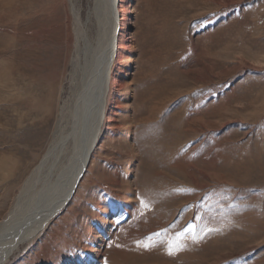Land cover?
<instances>
[{
	"label": "rangeland",
	"instance_id": "1",
	"mask_svg": "<svg viewBox=\"0 0 264 264\" xmlns=\"http://www.w3.org/2000/svg\"><path fill=\"white\" fill-rule=\"evenodd\" d=\"M73 1L87 22L93 1ZM120 12L89 166L8 264H264V0ZM75 50L71 0H0V223L49 150Z\"/></svg>",
	"mask_w": 264,
	"mask_h": 264
},
{
	"label": "bare ground",
	"instance_id": "2",
	"mask_svg": "<svg viewBox=\"0 0 264 264\" xmlns=\"http://www.w3.org/2000/svg\"><path fill=\"white\" fill-rule=\"evenodd\" d=\"M92 1L84 22L80 8L71 0L76 53L70 72V93L60 107L47 154L0 223V264H8L25 250L65 209L99 142L124 25L122 0ZM90 23H99L100 27L93 40L89 37ZM114 88L118 91L126 85L115 82ZM114 101L121 104L118 96Z\"/></svg>",
	"mask_w": 264,
	"mask_h": 264
},
{
	"label": "snow or ice",
	"instance_id": "3",
	"mask_svg": "<svg viewBox=\"0 0 264 264\" xmlns=\"http://www.w3.org/2000/svg\"><path fill=\"white\" fill-rule=\"evenodd\" d=\"M192 226L191 225H189V228H191ZM187 231V230H186ZM184 235V233H178L177 234V239H179L180 237H182ZM146 247H147V245H145ZM169 252H170V254H171V246H170V249H169Z\"/></svg>",
	"mask_w": 264,
	"mask_h": 264
},
{
	"label": "water",
	"instance_id": "4",
	"mask_svg": "<svg viewBox=\"0 0 264 264\" xmlns=\"http://www.w3.org/2000/svg\"><path fill=\"white\" fill-rule=\"evenodd\" d=\"M78 184H79V183H78ZM77 187H78V186H77ZM71 199H72V198H69V200L67 201V203H68ZM67 203H66V204H67Z\"/></svg>",
	"mask_w": 264,
	"mask_h": 264
}]
</instances>
